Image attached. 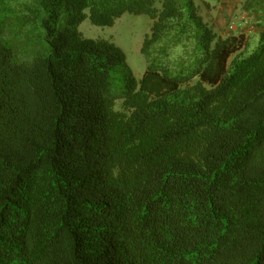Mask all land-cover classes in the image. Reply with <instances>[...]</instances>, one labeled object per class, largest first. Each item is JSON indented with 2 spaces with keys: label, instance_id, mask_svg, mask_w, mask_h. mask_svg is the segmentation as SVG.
Wrapping results in <instances>:
<instances>
[{
  "label": "trees",
  "instance_id": "obj_1",
  "mask_svg": "<svg viewBox=\"0 0 264 264\" xmlns=\"http://www.w3.org/2000/svg\"><path fill=\"white\" fill-rule=\"evenodd\" d=\"M198 1L0 0V264H264V27ZM124 13L139 79L78 29Z\"/></svg>",
  "mask_w": 264,
  "mask_h": 264
},
{
  "label": "rangeland",
  "instance_id": "obj_2",
  "mask_svg": "<svg viewBox=\"0 0 264 264\" xmlns=\"http://www.w3.org/2000/svg\"><path fill=\"white\" fill-rule=\"evenodd\" d=\"M204 1L216 5L217 0H200L199 12L207 15L210 5ZM245 0H225L223 6L232 8V17L243 13ZM232 19V18H231ZM150 27V19L144 14L124 13L115 20L111 26L94 25L87 16L78 26L79 31L84 37L92 39H106L119 46L126 56V62L136 78H140L145 71L146 64L141 54V44ZM254 43L248 42L249 47Z\"/></svg>",
  "mask_w": 264,
  "mask_h": 264
},
{
  "label": "crops",
  "instance_id": "obj_3",
  "mask_svg": "<svg viewBox=\"0 0 264 264\" xmlns=\"http://www.w3.org/2000/svg\"><path fill=\"white\" fill-rule=\"evenodd\" d=\"M223 1L225 0H217L218 4L216 5L204 1V3L211 7L207 15L204 16L202 14L204 20L222 36L237 33L244 34L247 37L248 42H251V40L254 41L252 44V46H254L257 42L258 32L264 27V4L253 9H244L241 14L246 16V21H240L239 26L236 27L235 31H229L228 25L232 18V8L229 6L228 8L223 6L221 3Z\"/></svg>",
  "mask_w": 264,
  "mask_h": 264
},
{
  "label": "built area",
  "instance_id": "obj_4",
  "mask_svg": "<svg viewBox=\"0 0 264 264\" xmlns=\"http://www.w3.org/2000/svg\"><path fill=\"white\" fill-rule=\"evenodd\" d=\"M240 21L245 22L246 21V16L245 15H238V16H233L232 19L230 20V23L228 25V30L229 31H235L236 27L239 26Z\"/></svg>",
  "mask_w": 264,
  "mask_h": 264
}]
</instances>
